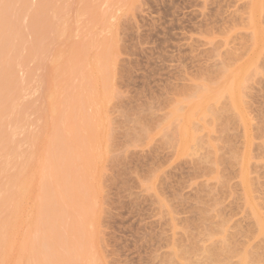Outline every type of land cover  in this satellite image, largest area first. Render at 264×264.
<instances>
[{
    "label": "rangeland",
    "instance_id": "374dc122",
    "mask_svg": "<svg viewBox=\"0 0 264 264\" xmlns=\"http://www.w3.org/2000/svg\"><path fill=\"white\" fill-rule=\"evenodd\" d=\"M0 264H264V0H0Z\"/></svg>",
    "mask_w": 264,
    "mask_h": 264
},
{
    "label": "bare ground",
    "instance_id": "6f19581e",
    "mask_svg": "<svg viewBox=\"0 0 264 264\" xmlns=\"http://www.w3.org/2000/svg\"><path fill=\"white\" fill-rule=\"evenodd\" d=\"M231 82H232V80H231ZM231 82L229 81V84H228V82H227V86L230 85ZM228 87L231 88V85L228 86ZM231 89H232V88H231ZM229 90H230V89H229ZM201 95H203V94H201ZM201 95H200V96H201ZM177 112H178V111H177ZM182 129H183V128H182ZM47 247H48V246H47ZM46 251H47V250H46ZM47 252H48V251H47ZM48 253H49V252H48ZM245 257H246V256H245ZM248 259H249V258H248ZM243 261H244V260H243ZM243 263H244V262H243ZM245 263H246V262H245Z\"/></svg>",
    "mask_w": 264,
    "mask_h": 264
}]
</instances>
